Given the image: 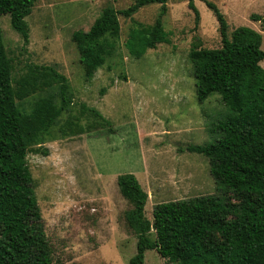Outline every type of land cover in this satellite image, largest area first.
<instances>
[{
	"label": "rangeland",
	"instance_id": "374dc122",
	"mask_svg": "<svg viewBox=\"0 0 264 264\" xmlns=\"http://www.w3.org/2000/svg\"><path fill=\"white\" fill-rule=\"evenodd\" d=\"M132 2L34 0L24 17L26 42L12 29L9 15L0 14L1 40L21 112H30L36 100L48 95L58 105L60 81L40 66H50L66 79L68 108L25 157L52 264H128L135 236L124 220L131 205L118 191V174L132 173L146 193L143 215L149 221L152 206L160 201L212 194L234 202L229 192L216 188L207 159L184 150L187 144L211 141L210 123L226 112L215 93L201 102L195 99L188 51L193 45H220L217 22L205 2L223 14L228 35L237 26L258 31L264 51V30L250 19L251 14L264 17V0H192L196 21L185 0H169L163 14L159 4L148 3L128 18L118 15L114 49L87 78L72 31L86 30L103 7L119 10ZM156 18L166 40L138 56L126 51L128 29L147 27ZM134 50L142 51V46ZM258 64L264 70V59ZM80 103L95 108L109 125L80 113ZM148 235L153 238V231ZM142 264L178 263L146 249Z\"/></svg>",
	"mask_w": 264,
	"mask_h": 264
},
{
	"label": "trees",
	"instance_id": "16d2710c",
	"mask_svg": "<svg viewBox=\"0 0 264 264\" xmlns=\"http://www.w3.org/2000/svg\"><path fill=\"white\" fill-rule=\"evenodd\" d=\"M169 0H133L123 9L103 7L86 30H74V42L84 75L90 78L104 57L114 49L111 40L119 33L118 15L130 17L148 3ZM197 20L192 0H185ZM34 0H0V14L9 15L10 25L24 42V17ZM205 5L217 22L220 45L188 51L195 99L201 102L215 93L226 108L210 123L211 141L184 150L203 155L217 189L227 191L234 202L212 194L160 201L151 209V220L143 215L146 193L132 173L116 176L121 196L131 205L124 214L135 236V252L128 264H142L143 252L154 249L165 261L178 264H264V70L259 61L264 51L260 33L237 26L226 33L223 14L210 2ZM264 30V17L251 14ZM166 39L160 18L144 28H129L123 47L138 56L144 49ZM142 46V51L134 50ZM35 67V66H34ZM58 79V98L36 100L30 112H21L15 102L11 66L0 29V264H52L51 248L44 234L33 182L25 162L27 152L43 142L49 128L70 104L66 79L50 66H40ZM80 113L108 126L95 108L79 104ZM45 154V151L43 152ZM153 231V238L148 233Z\"/></svg>",
	"mask_w": 264,
	"mask_h": 264
}]
</instances>
